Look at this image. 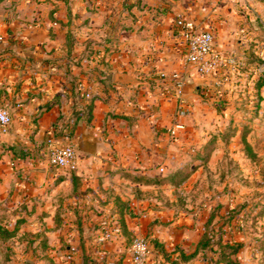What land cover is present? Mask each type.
I'll return each mask as SVG.
<instances>
[{"label": "crops", "instance_id": "0c3cea01", "mask_svg": "<svg viewBox=\"0 0 264 264\" xmlns=\"http://www.w3.org/2000/svg\"><path fill=\"white\" fill-rule=\"evenodd\" d=\"M178 14L211 31L238 68L204 77L187 64ZM263 65L264 0H0V106L13 118L0 128V224L9 210L19 218V207L61 222L48 247L28 249L19 264H42L40 252L44 264H132L137 235L149 241V264H211L198 245L221 223L215 208L179 206L177 188L154 182L208 136L168 139L166 131L175 122L187 129V120L202 127L212 112L203 93L231 99L240 86V100L264 97V85L252 87ZM66 137L74 171L47 160L49 145ZM106 224L119 228L109 239Z\"/></svg>", "mask_w": 264, "mask_h": 264}, {"label": "rangeland", "instance_id": "374dc122", "mask_svg": "<svg viewBox=\"0 0 264 264\" xmlns=\"http://www.w3.org/2000/svg\"><path fill=\"white\" fill-rule=\"evenodd\" d=\"M252 87L255 88L254 84ZM240 88L235 89L236 96L231 99L215 97L211 100L209 95H201V103L208 105L212 112L204 111L202 127L195 120H187V130L182 135L208 136L207 140L215 136L214 153L203 160L195 158L196 152H187L184 165L191 174L172 195L179 206L190 208L212 204L221 223L226 221L222 223L226 234L224 240L241 243L235 257L243 264H264V138L261 137L264 133V97L240 100ZM258 98L262 99L257 101ZM257 106L262 109H256ZM243 133L250 142L248 150L244 148ZM235 137L239 138L236 145ZM16 214L15 209L9 210L7 228L15 232L6 240L0 238V264L28 262V249H46L48 233L56 232L61 225V222L49 224L47 212L41 209L19 207V218ZM112 225H104L102 231L111 229ZM236 232L243 239H239ZM62 244L69 243L62 241ZM18 248L19 254H16ZM36 257L42 264L48 261L47 254L42 252Z\"/></svg>", "mask_w": 264, "mask_h": 264}, {"label": "built area", "instance_id": "2783aa9c", "mask_svg": "<svg viewBox=\"0 0 264 264\" xmlns=\"http://www.w3.org/2000/svg\"><path fill=\"white\" fill-rule=\"evenodd\" d=\"M174 29L177 31L183 42V58L187 64L193 65L197 72L204 77H216L227 67H237L238 59L233 55L224 52L214 43V36L211 31L200 28L192 19L183 14H178L174 20ZM224 75V72L223 74ZM225 76V75H224ZM160 77H164L161 73ZM220 79L215 81L218 85ZM180 93V91H179ZM180 114L187 112L184 104L177 106ZM13 118L10 110L5 106H0V128L6 132L12 124ZM182 122L171 124L166 131L168 139H176L181 133L186 131ZM48 164L74 171L77 168V153L73 141L66 137L64 142L56 141L51 143L47 150ZM163 171V168H160ZM119 228H111L103 232L104 239H109ZM151 249L146 237L137 235L131 243L132 264H149Z\"/></svg>", "mask_w": 264, "mask_h": 264}, {"label": "trees", "instance_id": "16d2710c", "mask_svg": "<svg viewBox=\"0 0 264 264\" xmlns=\"http://www.w3.org/2000/svg\"><path fill=\"white\" fill-rule=\"evenodd\" d=\"M238 65V64H237ZM238 68V66H237ZM264 85V69L259 72L257 79L254 82V86L256 89H260ZM216 137L211 136L202 146L200 151L195 153V158L206 160L209 158L210 154L212 153L213 148L216 146ZM228 141V138L226 139ZM242 141L244 143L245 150L250 148L248 144L245 134L242 135ZM191 174V170H188L186 165L178 167L177 169L171 171L170 173L164 175H158L154 177L155 183H166L175 188L180 187ZM181 175V177L179 176ZM18 222V221H17ZM226 221L223 220L222 223ZM219 224L216 228L208 229L204 233L203 237L199 242V249L211 251L213 255L208 257V261L211 264H242L238 258L235 257L237 254L241 243L237 241H230L224 240V233L223 225ZM124 223L120 221V228H123ZM15 230H8L7 227L0 224V238H4L5 240L14 235ZM2 235L4 237H2ZM43 249V248H42Z\"/></svg>", "mask_w": 264, "mask_h": 264}, {"label": "water", "instance_id": "95a60500", "mask_svg": "<svg viewBox=\"0 0 264 264\" xmlns=\"http://www.w3.org/2000/svg\"><path fill=\"white\" fill-rule=\"evenodd\" d=\"M118 78L121 80V79H126L127 77L124 75H120V76H118Z\"/></svg>", "mask_w": 264, "mask_h": 264}]
</instances>
